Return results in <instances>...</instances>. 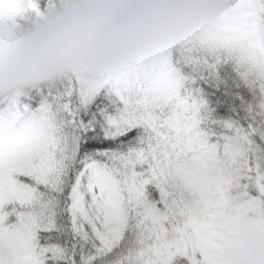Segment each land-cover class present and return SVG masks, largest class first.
I'll list each match as a JSON object with an SVG mask.
<instances>
[{
  "label": "snow or ice",
  "instance_id": "obj_1",
  "mask_svg": "<svg viewBox=\"0 0 264 264\" xmlns=\"http://www.w3.org/2000/svg\"><path fill=\"white\" fill-rule=\"evenodd\" d=\"M69 2L0 0V26ZM235 189L264 208V0L103 77L0 96V264H264V229L256 252L204 239L235 222Z\"/></svg>",
  "mask_w": 264,
  "mask_h": 264
},
{
  "label": "clouds",
  "instance_id": "obj_2",
  "mask_svg": "<svg viewBox=\"0 0 264 264\" xmlns=\"http://www.w3.org/2000/svg\"><path fill=\"white\" fill-rule=\"evenodd\" d=\"M241 0H70L29 27L0 26V96L100 78L183 38Z\"/></svg>",
  "mask_w": 264,
  "mask_h": 264
},
{
  "label": "rangeland",
  "instance_id": "obj_3",
  "mask_svg": "<svg viewBox=\"0 0 264 264\" xmlns=\"http://www.w3.org/2000/svg\"><path fill=\"white\" fill-rule=\"evenodd\" d=\"M244 198L236 189L225 209L227 216L236 218L234 223L220 222L207 229L204 239L216 247L229 251L256 252L259 248L258 236L264 229V208L240 211ZM200 254L197 252V257Z\"/></svg>",
  "mask_w": 264,
  "mask_h": 264
},
{
  "label": "trees",
  "instance_id": "obj_4",
  "mask_svg": "<svg viewBox=\"0 0 264 264\" xmlns=\"http://www.w3.org/2000/svg\"><path fill=\"white\" fill-rule=\"evenodd\" d=\"M236 191L237 192H240V189H236ZM248 191H249V193H250V195H256V192H255V190L254 189H248Z\"/></svg>",
  "mask_w": 264,
  "mask_h": 264
}]
</instances>
